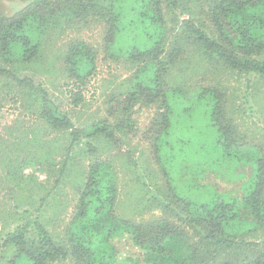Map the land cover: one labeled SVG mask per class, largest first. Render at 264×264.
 Wrapping results in <instances>:
<instances>
[{
    "label": "trees",
    "instance_id": "obj_1",
    "mask_svg": "<svg viewBox=\"0 0 264 264\" xmlns=\"http://www.w3.org/2000/svg\"><path fill=\"white\" fill-rule=\"evenodd\" d=\"M93 23L107 28L104 48L112 61L129 59L137 75L118 95L125 106L110 110L111 122L76 126L46 94L34 100L37 119L65 141L62 160L36 162L57 179L43 186L38 209L20 215L25 223L0 245V264H264V133L247 126L255 105L264 117V0H32L14 14L0 2V74L14 76L8 65L39 64L67 28ZM97 51L80 39L67 45L61 63L75 84L70 100L76 110L87 106L83 90L97 71ZM243 77L252 93L244 103L233 85ZM137 105L156 109L142 136L152 142L161 175L153 196L142 194L143 207L160 214L139 220L119 212L121 170L133 161L121 149L140 132ZM186 106L201 109L218 161L254 170L241 198L199 184L193 189L208 197L198 201L173 186L177 169L162 164L159 153L173 112ZM30 142L37 155L41 145ZM115 150L121 153L112 155ZM206 168L212 170L205 166L198 176ZM66 183L76 190L72 199ZM123 236L139 255L120 256L115 240Z\"/></svg>",
    "mask_w": 264,
    "mask_h": 264
},
{
    "label": "rangeland",
    "instance_id": "obj_2",
    "mask_svg": "<svg viewBox=\"0 0 264 264\" xmlns=\"http://www.w3.org/2000/svg\"><path fill=\"white\" fill-rule=\"evenodd\" d=\"M31 1L0 0L3 10L8 14L19 12ZM106 30L103 25L95 23L90 27L71 26L65 30L64 35L59 36L55 43L50 45V49H45L43 61L39 64L26 68L23 65H8L6 70L14 76L0 74L1 246L10 232L25 223V219H21L20 215L25 211L34 212L41 206L39 198L46 192L43 186L49 189L57 179L54 173H48L47 166H39L36 162L45 160V157L57 162L62 160L61 150L65 141H59L60 135L49 131L45 124L37 119L33 108L34 100L46 94L50 101L72 115L76 126L83 125L85 121L92 123L93 119H107L111 122L114 119L109 114L110 110L125 106V96L118 97V95L127 90L129 86L127 80L137 75L138 67L127 58L112 61L104 48ZM75 39L84 40L98 50L97 71L87 80L83 90L87 106L77 110L70 100V92L75 89V84L66 79L61 63L67 45ZM203 78L199 76V81L209 85L210 82ZM25 79H31L33 83L21 82ZM246 81L247 79L243 77L240 83H233L234 87L241 89L240 100L244 95L251 98L252 93L246 92ZM251 101L252 99L250 103ZM241 102L244 103L245 98ZM250 103L246 105L248 109L254 107ZM261 104L264 106V100ZM185 109L186 112H183L182 108L173 112L171 127L163 135L159 153L162 155V164L173 165L177 169L174 171L176 175L173 176V186L180 193H191L198 201L208 197L206 192L193 189L194 185L199 187V184L205 185L212 191L241 198L243 188L252 177L254 170L250 166L237 164L234 160L218 161L217 155L211 150L213 136L210 129L205 127L201 109L192 106H186ZM261 109L263 108L255 105L253 114H251L252 110H248L250 118L247 126L252 131L262 134L264 117L259 112ZM134 110L140 132L131 140L130 145L121 149L122 153L132 155L133 161L129 171L121 170L119 212L126 211L130 218L139 220L160 214L158 210L151 211V207L147 209L143 207L146 199L142 194L146 190L149 192L147 198L153 196L156 186L161 183V175L152 142H147L142 136L145 133L144 129L153 120L156 109L137 105ZM115 136L122 138L119 132H115ZM32 139L37 140L42 147L37 155H34L35 146L30 142ZM205 144L209 146L208 151ZM46 150H50L49 155H45ZM121 152L115 150L111 154L117 155ZM205 166H209L212 170L206 168L207 171L198 176L204 172ZM29 177L33 181H29ZM65 186L69 198L72 199L76 190H72L73 188L68 184H64L62 188ZM115 243L123 259L139 255V249L134 246L130 237H120Z\"/></svg>",
    "mask_w": 264,
    "mask_h": 264
}]
</instances>
